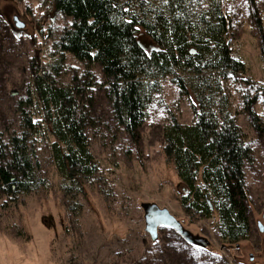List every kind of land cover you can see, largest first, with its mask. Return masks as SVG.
<instances>
[{"label": "trees", "instance_id": "16d2710c", "mask_svg": "<svg viewBox=\"0 0 264 264\" xmlns=\"http://www.w3.org/2000/svg\"><path fill=\"white\" fill-rule=\"evenodd\" d=\"M46 19L41 31L53 60L44 66L32 62L33 82L16 106L19 126L0 133V223L4 217L13 221L0 227L27 239L25 227L14 220L18 207L28 196L41 200L59 191L65 230L80 235L88 193H100L105 201L114 195L91 151L89 129L98 126L99 99L111 120L138 142L153 94L172 79L182 95L194 99L192 123L171 116L163 128V154L184 187L181 205L192 221L217 213L222 242L250 240L254 228L245 167L255 154L225 88L228 78L245 75L247 66L233 56L232 19L222 0H49L40 23ZM139 31L158 47L147 50ZM261 50L264 58V35ZM70 55L82 69L63 85ZM263 91L243 94L244 112L260 133L264 128L255 105ZM173 231L181 244L191 243ZM148 247L130 264H169L162 243ZM205 250L186 255L190 264H210L200 260Z\"/></svg>", "mask_w": 264, "mask_h": 264}, {"label": "rangeland", "instance_id": "374dc122", "mask_svg": "<svg viewBox=\"0 0 264 264\" xmlns=\"http://www.w3.org/2000/svg\"><path fill=\"white\" fill-rule=\"evenodd\" d=\"M48 3L49 0H0L3 14L0 18V133L19 126L17 102L26 96L37 62L44 66L53 60L51 43L43 37L46 32L41 31L49 20L40 23ZM222 5L232 19L233 56L247 66L246 74L231 75L225 88L230 96L232 114L255 154L254 162L245 167L254 228L251 239L236 244L224 243L217 213L211 218L192 221L184 211L180 202L183 184L162 151L163 128L171 116L182 123H192L194 99L182 95L174 81L167 79L163 91L153 94L138 142L111 120L109 109L99 99L95 116L98 126L89 129L91 151L114 195L110 201H105L100 193H88L83 200L81 234L66 232V209L59 191L41 200L38 196H28L14 218L25 227L27 239L19 240L0 227V264H111L119 260L130 264L145 246L149 248L155 242L162 243L169 251V264H190L186 255L195 253L196 257L202 248L206 250L200 260L210 264L212 261L217 264H264V230L260 229V224H264V131L260 133L253 127L243 104V94L253 95L256 88H264L261 50L264 0H222ZM138 37L147 50L158 47L143 31L138 32ZM81 69L82 65L70 55L68 69L60 83L69 84L74 72ZM97 73L102 80L99 69ZM243 78L250 79L251 83L244 82ZM255 110L264 128V91ZM145 204L168 209L197 242L181 244L180 235L170 226L159 227L153 242V235L146 230ZM12 222L4 217L0 226ZM118 255L127 258L118 259Z\"/></svg>", "mask_w": 264, "mask_h": 264}, {"label": "water", "instance_id": "95a60500", "mask_svg": "<svg viewBox=\"0 0 264 264\" xmlns=\"http://www.w3.org/2000/svg\"><path fill=\"white\" fill-rule=\"evenodd\" d=\"M146 210V230L150 232L153 237H157L158 228L161 226H170L179 231L185 238L192 243H196V238L187 229L183 228L181 223L170 213L168 209H160L156 204H145ZM156 210V214L152 213ZM264 219V214H263ZM260 229L264 230V224H260Z\"/></svg>", "mask_w": 264, "mask_h": 264}, {"label": "flooded vegetation", "instance_id": "af4514ba", "mask_svg": "<svg viewBox=\"0 0 264 264\" xmlns=\"http://www.w3.org/2000/svg\"><path fill=\"white\" fill-rule=\"evenodd\" d=\"M156 212H157L156 210H153V211H152V213H155V214H156Z\"/></svg>", "mask_w": 264, "mask_h": 264}]
</instances>
